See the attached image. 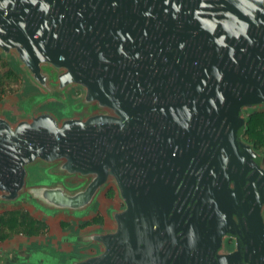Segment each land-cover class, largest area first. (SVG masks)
<instances>
[{"label":"flooded vegetation","instance_id":"af4514ba","mask_svg":"<svg viewBox=\"0 0 264 264\" xmlns=\"http://www.w3.org/2000/svg\"><path fill=\"white\" fill-rule=\"evenodd\" d=\"M41 2L47 18L61 7L56 0ZM186 5L193 42L195 23H204L206 53L234 70L238 85L239 73L253 72L264 92V0H189ZM62 6L76 7L77 20L89 30L84 35L91 36L90 45L77 50L85 55L77 71L97 94L88 101L85 87L77 85L67 101L54 99L50 105L70 116L101 118L121 157L113 163H127V169L123 178L107 184L88 218L58 222L66 236L108 233L107 247L69 237L60 241L50 236V226L40 236H50L49 242L58 243L53 248L71 259L96 257L94 264H259L264 260V155L247 143L245 119L264 114V104L242 110L237 161L224 163L222 129L195 111L179 113L183 118L175 114V70L166 69L171 75L165 85L160 34L154 41L146 32L142 5L131 11L113 1L73 0ZM120 24L132 31L115 33ZM178 26L184 27L180 19ZM164 87H171L170 94ZM228 168L232 202L217 203Z\"/></svg>","mask_w":264,"mask_h":264},{"label":"water","instance_id":"95a60500","mask_svg":"<svg viewBox=\"0 0 264 264\" xmlns=\"http://www.w3.org/2000/svg\"><path fill=\"white\" fill-rule=\"evenodd\" d=\"M41 1L0 0V56L12 60L26 84L22 92L0 102V212L26 208L41 219L81 220L91 214L107 184L125 176L127 163H113L121 157L112 147L109 129L105 130L101 118L70 116L50 105L54 99L67 101L77 85L85 87L88 101L97 93L92 85L83 83L77 71L85 57L77 50L81 44L89 46L91 36L84 35L89 30L77 20V8L62 6L73 0H56L61 7L51 18H47L48 8ZM97 1L127 4L129 11L142 5L146 32L154 41L157 31L160 34L165 85L171 75L166 69L175 70V114L182 117L179 113L195 111L209 119L210 126L222 129L224 163H236L243 132L242 110L264 104V92L253 72L245 69L239 73L238 85L235 71L223 68L215 53H206L204 23H195L198 32L193 42L188 30L193 24L186 5L189 0ZM136 9L140 11V7ZM131 31L123 24L115 29L121 34ZM170 92L171 87L163 88V93ZM232 174L228 168L227 179L215 195L217 203L227 198L232 202ZM67 237L76 243L100 241L104 247L110 242L108 233L93 231ZM69 256L47 245L9 247L0 249V264H94L96 258Z\"/></svg>","mask_w":264,"mask_h":264},{"label":"trees","instance_id":"16d2710c","mask_svg":"<svg viewBox=\"0 0 264 264\" xmlns=\"http://www.w3.org/2000/svg\"><path fill=\"white\" fill-rule=\"evenodd\" d=\"M23 86L21 74L12 64L0 56V102L4 97L17 93ZM245 139L251 147L264 155V114L255 113L245 119ZM45 220L34 216L26 208L0 212V243L19 235L37 237L46 232Z\"/></svg>","mask_w":264,"mask_h":264},{"label":"crops","instance_id":"0c3cea01","mask_svg":"<svg viewBox=\"0 0 264 264\" xmlns=\"http://www.w3.org/2000/svg\"><path fill=\"white\" fill-rule=\"evenodd\" d=\"M88 217H86V218H88ZM37 218H39V217H37ZM39 219H41V218H39ZM66 219H71V218H58V219H53V220L43 219V220L46 221L48 226H50V228H51L50 236L56 235L55 238L60 240V241H62L63 238L67 237L66 234H64V233L62 234L61 230L58 229V222H60V220H66ZM72 220H74V219H72ZM76 221H79V220H76ZM50 236L49 237H47V236L26 237V236H23V235H19V236H16L14 238H11L10 240H7V241H4V242L0 243V249L9 248V247H13V248H16V249L17 248H30V247H36V246H39V245H45V246L47 245V246H50V247L51 246L54 247V246L58 245V243L56 241L49 242Z\"/></svg>","mask_w":264,"mask_h":264},{"label":"rangeland","instance_id":"374dc122","mask_svg":"<svg viewBox=\"0 0 264 264\" xmlns=\"http://www.w3.org/2000/svg\"><path fill=\"white\" fill-rule=\"evenodd\" d=\"M5 59V58H4ZM7 61H9L11 64H12V66H13V62H12V60H10V59H6ZM14 67V66H13ZM15 68V67H14ZM16 69V68H15ZM23 79V78H22ZM25 86H26V84H25V82H24V80H23V86L20 88V90L18 91V92H22V90L25 88ZM17 92V93H18ZM5 98H7V97H4L3 99H5Z\"/></svg>","mask_w":264,"mask_h":264}]
</instances>
